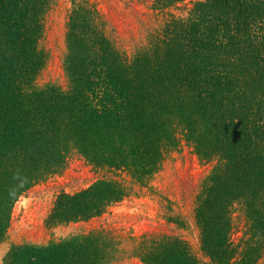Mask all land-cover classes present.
I'll return each instance as SVG.
<instances>
[{
  "label": "trees",
  "instance_id": "obj_1",
  "mask_svg": "<svg viewBox=\"0 0 264 264\" xmlns=\"http://www.w3.org/2000/svg\"><path fill=\"white\" fill-rule=\"evenodd\" d=\"M58 0H0V242L14 206L63 171L77 152L96 167L127 168L151 181L177 128L219 166L206 178L196 219L213 264H258L264 252V0H206L169 19L128 58L92 0H72L64 70L68 89L39 85L49 62L46 19ZM142 2L143 0H135ZM164 13L178 0H153ZM258 96L256 102L248 101ZM176 127V128H175ZM99 181L62 194L50 224L87 221L130 194ZM244 204L248 239L232 241L233 206ZM144 264H202L175 237L145 235ZM106 232L44 247H13L5 264H109Z\"/></svg>",
  "mask_w": 264,
  "mask_h": 264
},
{
  "label": "rangeland",
  "instance_id": "obj_2",
  "mask_svg": "<svg viewBox=\"0 0 264 264\" xmlns=\"http://www.w3.org/2000/svg\"><path fill=\"white\" fill-rule=\"evenodd\" d=\"M103 13L106 33L119 50L133 58L151 34L163 28L169 14L187 17L195 5L206 0H178L164 13L153 10V0H92ZM72 0H58L46 19L42 47L49 62L38 84H54L68 89L64 70L67 55V22ZM258 96L248 101L256 102ZM176 128V127H175ZM178 144L163 151L160 170L145 186L140 185L125 168L96 167L76 151L68 155L63 171L36 184L16 202L6 237L0 242V264L13 247H44L75 236L106 232L115 260L109 264H144L137 257L145 235L175 237L184 241L202 264H213L203 251L202 234L196 219L197 200L206 178L219 166L198 155L195 143L186 140L177 128ZM99 181H116L126 186L130 195L113 204L103 215L75 223L50 224L49 215L62 194L73 195ZM232 241L248 239L249 223L244 204L233 206ZM250 236V234H249ZM258 264H264V252Z\"/></svg>",
  "mask_w": 264,
  "mask_h": 264
}]
</instances>
